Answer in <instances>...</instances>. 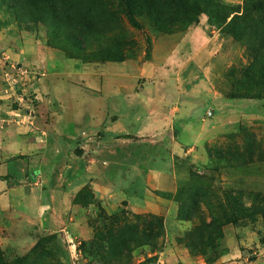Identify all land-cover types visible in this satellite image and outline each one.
<instances>
[{"label": "rangeland", "instance_id": "1", "mask_svg": "<svg viewBox=\"0 0 264 264\" xmlns=\"http://www.w3.org/2000/svg\"><path fill=\"white\" fill-rule=\"evenodd\" d=\"M188 2L198 12L173 0H132L131 14L120 0H0V134L86 131L91 145L116 129L115 116L97 124L106 107L129 130L128 169L64 168L57 183L58 171L43 183L39 169L21 172L29 188L61 192L65 223L49 232L18 203L0 208V264H264V0ZM112 87L136 98L111 100ZM168 108L161 129L133 134ZM76 139L60 142L74 161ZM151 170L170 172L174 189L155 190ZM105 175L111 195L95 189Z\"/></svg>", "mask_w": 264, "mask_h": 264}, {"label": "crops", "instance_id": "2", "mask_svg": "<svg viewBox=\"0 0 264 264\" xmlns=\"http://www.w3.org/2000/svg\"><path fill=\"white\" fill-rule=\"evenodd\" d=\"M118 64L122 63L118 62ZM108 93L111 100L114 99L115 95L119 94L127 102L131 97L136 98L133 93L122 92L120 87H112ZM171 110L172 108L159 109L155 113L151 111V114L146 116V120L133 134L138 136L141 134L145 135L147 132L151 134L161 129L168 120H171ZM87 115L89 114L86 113L84 117ZM100 115L101 117L97 124L107 123L109 115L115 116L116 129H114L115 123L112 121L111 128L109 127L110 129L107 130L105 136L92 140L95 143L91 145L87 144L86 131H84L85 135L81 133L76 137V130V135L68 134L67 136L69 137H62L60 134L63 133L64 135V130L58 129V134H46L43 137H39L33 134L19 135V133H16L17 130L13 131L12 129L3 130V134H0V208L10 210L18 203L27 218L35 223L45 221L47 231L55 232L65 223L63 215L65 205L61 200V192H58L56 188L52 190L40 187L37 183L35 186L30 185L29 188V184L32 183H28L26 173L21 175V172H25L26 169H39L35 172V175L37 173L36 176L41 177L39 180L43 183V175L48 170L58 171L56 175L57 183L60 180V176H62L61 171L64 168L85 169L86 172L90 171V173L93 172L99 174V176L103 173L108 174L109 169H128L129 165L126 161L127 157H125L126 149L123 146L126 143L124 135L129 134V130L120 123L122 113L114 107H106L103 110L101 109ZM89 117L94 119L95 115L90 114ZM66 138L68 141L77 138L76 140L80 142L81 152L75 157L77 158L76 161L72 159L73 157L70 159L66 153L61 155L63 145L60 142L67 140ZM88 146L92 150L86 149ZM36 148H41L42 153H33ZM19 155L25 156L24 161ZM132 166L134 169H141L139 165ZM147 169L153 168L149 167ZM77 170H74L77 175L86 174L85 170H82L83 172H77ZM162 172L156 173L151 170L155 178L153 181L157 183H154L153 188L155 190L172 191L174 189V180L171 173ZM96 179L95 183L99 184H95V189L102 195H111L110 191L115 189V187L107 175L100 177V180ZM116 188L118 189L119 187ZM139 205L141 206L142 204Z\"/></svg>", "mask_w": 264, "mask_h": 264}, {"label": "trees", "instance_id": "3", "mask_svg": "<svg viewBox=\"0 0 264 264\" xmlns=\"http://www.w3.org/2000/svg\"><path fill=\"white\" fill-rule=\"evenodd\" d=\"M174 2H178V4L186 11V12H198L197 8L192 6L188 0H173ZM131 2L132 0H120V6L122 7L123 12L125 14H131Z\"/></svg>", "mask_w": 264, "mask_h": 264}]
</instances>
